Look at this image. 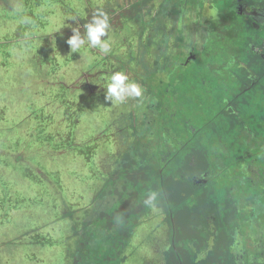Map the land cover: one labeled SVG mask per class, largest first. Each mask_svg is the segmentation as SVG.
<instances>
[{
    "label": "trees",
    "instance_id": "16d2710c",
    "mask_svg": "<svg viewBox=\"0 0 264 264\" xmlns=\"http://www.w3.org/2000/svg\"><path fill=\"white\" fill-rule=\"evenodd\" d=\"M145 2L0 0V22L13 23V28L0 31V76L6 77L23 61H14L17 56L32 52L51 77L47 84L40 82L43 87L33 89L30 99L13 104L0 99V232L14 223L16 214L22 215L26 229L9 241L55 252L52 260L28 253L26 258L33 264H133L135 253L136 264H169L168 252L176 241L164 208L136 217L126 215L131 227L123 232L117 222L122 213L114 212L120 206L117 202L129 197L132 189L122 171L125 156L132 164L138 156L137 152H117L120 114L98 90V83L110 77L105 70L117 53L103 55L87 45L80 53H72L66 43L73 27L78 26L84 35L83 25L98 9L109 17L114 8L133 11L136 5L129 19L139 22ZM15 8L33 23H20L13 14ZM114 19L109 17L108 33L117 44L132 27ZM4 86L0 82L2 97ZM89 115L97 128L84 131ZM40 211L47 220L39 217ZM21 212L30 216L29 221ZM0 264L10 261L3 256Z\"/></svg>",
    "mask_w": 264,
    "mask_h": 264
},
{
    "label": "flooded vegetation",
    "instance_id": "af4514ba",
    "mask_svg": "<svg viewBox=\"0 0 264 264\" xmlns=\"http://www.w3.org/2000/svg\"><path fill=\"white\" fill-rule=\"evenodd\" d=\"M144 1L147 15L139 22L123 19L132 32L119 40L114 62L105 70L110 76L124 72L142 88L140 98L114 104L122 124L117 152H178L176 147L185 149L198 135L209 142L217 170L201 171L195 182L202 185L213 178L217 188L231 189L226 199L232 211L207 213L205 238L197 240L195 250L210 256L221 235V217L229 228L223 250L228 263L264 264V92L256 94L264 81V0ZM168 2L164 15L159 11ZM224 4L229 10H222ZM232 18H240L243 27L231 26ZM108 79L98 83L104 95ZM191 79L196 86L188 85ZM253 89L255 96L247 94ZM223 114L243 122L238 125ZM208 126V133H201ZM244 181L254 188L250 196L241 194L248 188L241 186ZM229 220L239 221L234 238ZM206 256L200 255V261L207 262Z\"/></svg>",
    "mask_w": 264,
    "mask_h": 264
},
{
    "label": "rangeland",
    "instance_id": "374dc122",
    "mask_svg": "<svg viewBox=\"0 0 264 264\" xmlns=\"http://www.w3.org/2000/svg\"><path fill=\"white\" fill-rule=\"evenodd\" d=\"M146 4L148 3L146 2ZM170 5V2L166 3V6H162L159 12L164 15L168 14V9L166 7L169 8ZM123 7L126 8V6ZM135 7L133 11H131L133 8H121V10L117 8L109 14V17H115L114 20L116 23L121 24L124 18L129 17L130 14L135 11ZM228 7V5L226 6L224 4L222 10L227 11L229 10ZM194 9L195 8L193 7H189V13L192 16L196 15V11ZM186 12L187 9L185 13ZM175 13H177V11H175ZM145 15H147V13ZM133 17L138 18L139 16L135 14ZM190 22H192V19ZM155 24L158 27H161V21H156ZM230 24L235 27L238 25L243 27V23L240 18H232ZM12 26L13 23L11 21L1 20L0 31L5 28H13ZM241 34L245 35L244 32H241ZM105 39L109 40L110 44L115 41L111 40L112 38L110 37V34L107 35ZM186 39L188 40V37H186ZM117 46L118 43L112 44L110 52L116 51ZM249 57L250 56H247L246 58L244 57V61L246 63L247 61H250ZM16 59L20 62L22 60L23 61L15 66L13 65L14 67L11 69V73L9 72L6 77L0 76V82L5 84L4 87L6 88L4 96H0V99H4L8 104H13L16 100H23L25 98L30 99L33 96V89L41 88L43 87L42 84H47L51 81V77L46 73L47 68H44L38 63L32 52H28L26 56H17L14 61ZM142 63H144V65L146 64L145 61H142ZM40 82L42 84H40ZM188 83L191 87L196 86L193 79L189 80ZM262 84L263 85H259L256 88V94L258 92H264V81ZM0 89L3 90L4 88ZM254 93L253 89L248 91L247 94L255 96L256 94ZM40 98L41 97H38L39 100ZM48 98L49 97L46 99ZM192 98L194 99L195 97L189 96L188 99ZM243 100L244 99H240L238 102L239 106H241ZM108 108L113 111L111 109L112 106H108ZM239 109L244 112L243 108ZM222 117H225L228 121H232L233 117L235 119L233 123L236 122L238 125L243 122V120H240L236 116L228 118L229 115L223 114ZM96 122L95 118L89 115L82 127V130L87 131L89 129L97 128ZM209 130L210 126L203 128L201 133L205 132L207 134ZM78 133H80V129H78ZM200 138L201 136L198 135L185 149L181 148V146L176 147L179 148V150L178 152H171L174 153L173 155H170L169 152H156L154 155H151L148 152H137L138 156L134 157L135 159H133V164L130 158L125 156L126 161L123 162L124 164L122 166V171L129 176L128 178L130 181H128V183L132 189L129 193V197L125 199L121 198L119 202H117L120 206L118 205L117 209H115V215L122 213V216L119 215L118 226H120L123 232L127 227L128 229L131 227V222L127 219L126 215L136 217L143 211L149 212L150 209L144 206L143 200L148 191H158L160 195L157 207L164 208L168 219L172 221L174 233L173 238L176 241L175 246H173L168 252L169 264H229L228 260L230 258L228 255H224L226 252L223 251L227 249L226 247H228L226 244L227 239L224 233H229V228L225 226L227 225L225 223L226 221H223L221 217L218 224L221 226L222 236L220 235V237L216 240L214 248L211 249L210 256L207 254L209 258L206 254H199L195 250L198 249L196 246L197 240L201 239L202 236L203 239L205 238V230L207 229L205 227V219L207 218V213L209 215L211 211L219 210L228 215L232 211V207L229 206L231 204L227 205L228 199H226L229 198V194H232L231 189H229L228 192L226 186L217 188L213 178L208 183L202 185L195 182L194 177L201 171L217 170V159L214 158L216 155L214 156V154L211 153L210 143L203 140L200 141ZM159 153L162 154V156L159 155ZM165 155H167V157ZM225 156L226 157L224 159L228 160L229 155ZM168 157L170 158L168 159ZM141 164L143 165L141 166ZM227 173L228 169H226L225 174ZM219 180L220 178L218 181ZM228 185H230V183H228ZM241 186L247 188L249 184L244 181ZM242 189L241 194H243V196H250L251 192L254 191V188L252 187ZM97 201H101V199H98ZM97 206L98 205H96V207ZM21 214H23L29 221L30 216L28 214L22 212ZM39 217L47 220V215L42 211H40ZM232 220H229L230 222L228 223L231 224L232 230L234 231V234L232 235L234 238V235L239 232V230L235 227L239 225V221L235 220L232 223ZM242 227L243 226L241 225L240 228ZM25 229V219L19 214H16L15 221L11 226L2 228L0 232V243L2 244L0 246V261L1 257L4 256L6 260L10 261V264H33L26 258L27 254H31L32 252H36V254L41 256H46L48 260L54 259V250H49L39 246L36 247L35 245H29L30 243L26 242L9 241L13 237L22 235ZM200 255L202 257L206 256L205 258H207V262H201ZM137 260H139V257L135 253V263L133 264H136Z\"/></svg>",
    "mask_w": 264,
    "mask_h": 264
},
{
    "label": "clouds",
    "instance_id": "9594fccd",
    "mask_svg": "<svg viewBox=\"0 0 264 264\" xmlns=\"http://www.w3.org/2000/svg\"><path fill=\"white\" fill-rule=\"evenodd\" d=\"M13 14L19 17L22 24L31 25L33 23L32 19L25 15L20 8L13 9ZM71 19L75 21L77 18L72 17ZM83 28L85 32L82 36L80 28L78 26L73 27V34L66 40L72 53H80L86 45L99 49L104 54L111 51L110 41L105 39L110 28L109 17L103 9H98L93 14L91 21L84 24ZM141 96V86L134 81H130L126 73L117 71L109 77L104 98L111 104H123L130 98H140ZM159 195L158 191H148L143 200L144 206L155 210L158 206ZM117 222L119 223V217H117Z\"/></svg>",
    "mask_w": 264,
    "mask_h": 264
},
{
    "label": "water",
    "instance_id": "95a60500",
    "mask_svg": "<svg viewBox=\"0 0 264 264\" xmlns=\"http://www.w3.org/2000/svg\"><path fill=\"white\" fill-rule=\"evenodd\" d=\"M173 242H174V240H173Z\"/></svg>",
    "mask_w": 264,
    "mask_h": 264
},
{
    "label": "crops",
    "instance_id": "0c3cea01",
    "mask_svg": "<svg viewBox=\"0 0 264 264\" xmlns=\"http://www.w3.org/2000/svg\"><path fill=\"white\" fill-rule=\"evenodd\" d=\"M171 154V153H170Z\"/></svg>",
    "mask_w": 264,
    "mask_h": 264
}]
</instances>
